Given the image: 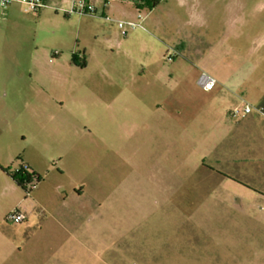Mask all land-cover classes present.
Returning <instances> with one entry per match:
<instances>
[{
  "label": "rangeland",
  "instance_id": "1",
  "mask_svg": "<svg viewBox=\"0 0 264 264\" xmlns=\"http://www.w3.org/2000/svg\"><path fill=\"white\" fill-rule=\"evenodd\" d=\"M44 2L0 7V264H264V0Z\"/></svg>",
  "mask_w": 264,
  "mask_h": 264
},
{
  "label": "built area",
  "instance_id": "2",
  "mask_svg": "<svg viewBox=\"0 0 264 264\" xmlns=\"http://www.w3.org/2000/svg\"><path fill=\"white\" fill-rule=\"evenodd\" d=\"M114 1L116 0H67L68 6L66 8L57 9H61L64 14L67 15H95L100 12L105 20H113L116 22V25L120 29V33L122 35H126L128 29H134L142 26L141 22L143 16L139 13L137 14L136 19H114L112 15L107 12L110 4ZM14 3L21 4L25 11H35L40 7H45L47 5L44 0H0V7L5 8ZM199 83L203 89L207 90L211 89L215 85V79L206 73H202L199 78ZM252 110V106L249 103L244 102L242 107L235 109L231 115L233 117H237L238 115L243 116L250 113ZM256 110L264 116V108L262 106L256 107ZM28 184L30 185V189L34 187L31 182ZM6 219L11 223H20L25 221L26 214L20 210H13L7 215Z\"/></svg>",
  "mask_w": 264,
  "mask_h": 264
},
{
  "label": "trees",
  "instance_id": "3",
  "mask_svg": "<svg viewBox=\"0 0 264 264\" xmlns=\"http://www.w3.org/2000/svg\"><path fill=\"white\" fill-rule=\"evenodd\" d=\"M157 0H136V4H146V5H155ZM85 61L83 60L82 63L80 64L82 67L84 66ZM264 108V106H263ZM18 159V158H17ZM25 166V164L23 162L18 163V171L15 172L12 169H10V166H0V168L6 172L12 179L13 181L22 189L26 188V185L23 183V179L20 173V169H22ZM37 175V179H40V176L38 174Z\"/></svg>",
  "mask_w": 264,
  "mask_h": 264
},
{
  "label": "crops",
  "instance_id": "4",
  "mask_svg": "<svg viewBox=\"0 0 264 264\" xmlns=\"http://www.w3.org/2000/svg\"><path fill=\"white\" fill-rule=\"evenodd\" d=\"M112 8H108L107 9V12L108 13H110L109 11L111 10ZM259 113V112H258ZM262 115V114H261ZM243 116H245V115H243ZM243 116H241V117H243ZM263 116V115H262ZM264 117V116H263ZM263 117H259V116H257V115H252V116H249L248 118H247V120H242L241 122H243V123H254V124H257L256 126H257V128L259 129L258 131H262V128L264 127V118ZM248 126H252V125H248ZM262 136L264 137V133L262 134ZM21 162H23L22 160H20ZM24 163V162H23ZM25 164V163H24ZM26 165V164H25ZM3 166H10V165H3ZM28 166V165H27ZM29 167V166H28ZM1 169V168H0ZM1 173H2V175L4 176V177H6L11 183H12V185H14L15 187H19L14 181H13V179L6 173V172H4L3 170H1ZM83 191H76V194H81ZM25 214H26V219H25V221H23V222H27L28 220H29V215L30 214H27L26 212H24ZM22 223V222H21Z\"/></svg>",
  "mask_w": 264,
  "mask_h": 264
},
{
  "label": "flooded vegetation",
  "instance_id": "5",
  "mask_svg": "<svg viewBox=\"0 0 264 264\" xmlns=\"http://www.w3.org/2000/svg\"><path fill=\"white\" fill-rule=\"evenodd\" d=\"M10 169H12L13 171L17 172L18 171V167L17 168H12L10 166ZM2 170V169H1ZM20 173L23 179V183L25 185H27L28 183H30L34 178H37V173L34 172L33 170H31L27 165H25L22 169H20Z\"/></svg>",
  "mask_w": 264,
  "mask_h": 264
}]
</instances>
